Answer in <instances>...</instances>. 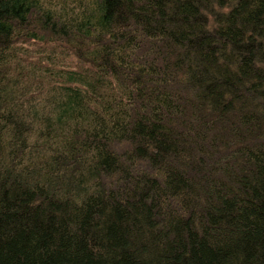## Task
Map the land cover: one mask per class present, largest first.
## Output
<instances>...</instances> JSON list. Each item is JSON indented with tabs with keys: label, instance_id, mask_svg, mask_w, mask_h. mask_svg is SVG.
<instances>
[{
	"label": "trees",
	"instance_id": "trees-1",
	"mask_svg": "<svg viewBox=\"0 0 264 264\" xmlns=\"http://www.w3.org/2000/svg\"><path fill=\"white\" fill-rule=\"evenodd\" d=\"M0 264H264V0H0Z\"/></svg>",
	"mask_w": 264,
	"mask_h": 264
}]
</instances>
